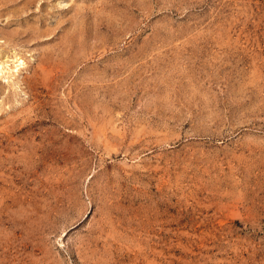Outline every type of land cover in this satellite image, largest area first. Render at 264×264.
Returning <instances> with one entry per match:
<instances>
[{"label": "rangeland", "instance_id": "1", "mask_svg": "<svg viewBox=\"0 0 264 264\" xmlns=\"http://www.w3.org/2000/svg\"><path fill=\"white\" fill-rule=\"evenodd\" d=\"M0 264H264V0H0Z\"/></svg>", "mask_w": 264, "mask_h": 264}]
</instances>
